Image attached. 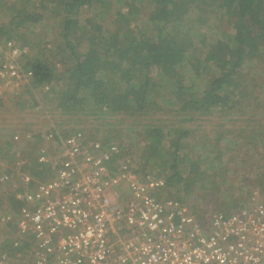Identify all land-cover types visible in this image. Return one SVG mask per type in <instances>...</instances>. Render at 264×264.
Wrapping results in <instances>:
<instances>
[{
    "label": "trees",
    "instance_id": "1",
    "mask_svg": "<svg viewBox=\"0 0 264 264\" xmlns=\"http://www.w3.org/2000/svg\"><path fill=\"white\" fill-rule=\"evenodd\" d=\"M0 16V41L22 39L35 49L23 64L33 73L23 93H54L55 107L70 117L158 115L141 131L138 165L162 173L169 195L199 222H208L204 202L227 200L229 177L264 185V0H0ZM14 31H21L16 40ZM77 129L87 132L62 133ZM103 140L117 141L110 134ZM118 144V158L129 159ZM40 146L18 166L10 199L18 217L3 213L16 228L26 205L18 198L20 174L32 178L33 189L44 170L55 173L37 161ZM18 244L0 243V256Z\"/></svg>",
    "mask_w": 264,
    "mask_h": 264
},
{
    "label": "built area",
    "instance_id": "2",
    "mask_svg": "<svg viewBox=\"0 0 264 264\" xmlns=\"http://www.w3.org/2000/svg\"><path fill=\"white\" fill-rule=\"evenodd\" d=\"M28 51L14 40L0 41V81L16 90L32 86V71L19 62ZM21 136L14 139L34 138ZM40 136L37 161L55 173L33 189L32 178L20 174L25 188L18 195L26 205L17 229L33 245L31 257H16L14 264H264L263 195L203 224L185 203L160 195L162 173L119 159L118 142L91 139L82 129L64 135L58 127ZM7 178L2 173L0 182ZM11 261L5 252L0 256V264Z\"/></svg>",
    "mask_w": 264,
    "mask_h": 264
},
{
    "label": "rangeland",
    "instance_id": "3",
    "mask_svg": "<svg viewBox=\"0 0 264 264\" xmlns=\"http://www.w3.org/2000/svg\"><path fill=\"white\" fill-rule=\"evenodd\" d=\"M2 24L3 21L0 20V26ZM36 29L39 28L36 27ZM13 34H15L14 39L16 40V37L21 34V31H14ZM5 37H2L1 41L4 40ZM16 41H18L20 45L23 44L22 39ZM35 54V49L32 50L31 47H29L28 54L21 56L19 62L23 65L27 62V59L34 58L32 56ZM1 58L2 56H0V60ZM16 89L17 88H15L10 81H0V173L4 171V173H8L6 177H9L2 185L0 192V243H8L10 247L15 243H20L18 244V248L21 249H19L20 251L17 250L15 253H11L13 252L12 250H5L9 253L12 260L8 264L15 263L17 257L15 254L17 253L31 257L29 252L32 246L31 237L20 236L16 225H11L4 221L5 216L3 213L12 211L10 199L17 193L16 188L19 185L18 173H20V167H18L20 166L19 163H22L24 160L26 161L24 157H29L28 154L35 153L36 147L41 145L36 135L40 136V134L48 131L52 127H58L61 130L63 128H84L87 133L92 136V139L104 138L107 134H110L113 135L118 142L125 145L127 148L126 151L131 152L129 158L140 165L141 153L144 147L141 131L147 124L154 122L155 118L158 116L156 114V116L153 117L154 115L150 116V114L144 113L137 114V116L122 113L93 117L90 113L82 112L75 114L74 117H70L65 113L63 114L59 108L55 107L58 100L54 93L52 94V92H50V94L45 95L42 88H32V91L29 93H23L22 88ZM28 132L34 135L32 140H27L23 137L24 134ZM15 134L22 135L21 138H23L16 141L14 139ZM5 141H8L11 145L10 151H7ZM53 174L54 171L51 175V172L44 170L41 173L44 178L40 179H43L41 181H46L52 178ZM229 178L231 180L227 182L225 187L229 188L228 184L231 182V193L224 192L223 195L227 200L216 201V197H213L211 200H208V202H204V212L201 214L203 218L209 217L217 212L231 213L233 211L243 210L249 206L253 195H263L264 185L261 186L257 184V179L254 177H249L246 184L237 181L240 180L241 177ZM207 183L209 187L214 185L210 181ZM160 195L164 198H174L169 195V190L167 191L166 187L161 191ZM18 198H20L19 195ZM15 217L18 216L12 214V220H16ZM21 237L23 239H21ZM0 249L4 248L0 247Z\"/></svg>",
    "mask_w": 264,
    "mask_h": 264
},
{
    "label": "crops",
    "instance_id": "4",
    "mask_svg": "<svg viewBox=\"0 0 264 264\" xmlns=\"http://www.w3.org/2000/svg\"><path fill=\"white\" fill-rule=\"evenodd\" d=\"M17 259V258H16Z\"/></svg>",
    "mask_w": 264,
    "mask_h": 264
}]
</instances>
